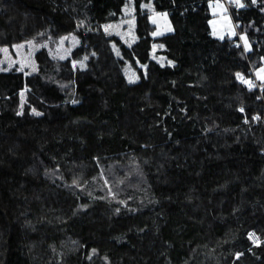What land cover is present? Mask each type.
<instances>
[{
	"label": "trees",
	"instance_id": "1",
	"mask_svg": "<svg viewBox=\"0 0 264 264\" xmlns=\"http://www.w3.org/2000/svg\"><path fill=\"white\" fill-rule=\"evenodd\" d=\"M127 1L0 0V264H264V0L231 10L250 50L217 0H134L129 47L104 30Z\"/></svg>",
	"mask_w": 264,
	"mask_h": 264
},
{
	"label": "rangeland",
	"instance_id": "2",
	"mask_svg": "<svg viewBox=\"0 0 264 264\" xmlns=\"http://www.w3.org/2000/svg\"><path fill=\"white\" fill-rule=\"evenodd\" d=\"M240 5L244 6L243 0H239V3H237V0H217L212 2L211 3V13L213 15V18L211 20L212 33L215 37L219 39H225L227 37L230 38L240 37L245 48L247 50H250L251 43L249 39L247 38L246 35L240 34L238 30V26L236 25L231 13L233 7H237ZM143 7L147 9L151 14L152 23L156 27V30L154 31L155 37H160L173 32L174 26L167 12H157L154 8L153 3L144 4ZM136 28H137V18L135 15L134 0L127 1V5L124 8L123 16L119 21L104 25V30L107 32V34L116 35L120 37L129 47L133 46L138 40ZM76 43L77 40H75L74 37L65 39L62 43H60V45H58V47L56 46L54 48L55 50L52 52H54L55 57L67 58L71 55V49L75 46ZM47 47L53 49L50 43L49 44L47 43ZM113 47L116 55L120 58H123L119 46L114 44ZM32 48L35 49L37 48V46L33 45L32 47L31 46L26 47V49L29 52L30 50H32ZM163 48L164 46L161 43H156L153 47L152 58L163 65L172 64L170 61L167 60V58L164 55L161 54ZM6 55L9 56L7 52L1 53L0 59L3 56V60H4L6 58ZM11 58L13 59V56H11ZM138 65L144 71L147 69V66L145 65H142L140 63ZM8 66L9 65L6 64V66L4 65L3 67H8ZM33 68H35V66L31 64L30 69ZM124 72L130 83H136L140 81L141 78L140 74L138 70L131 64L130 61H126ZM254 77L256 82L260 81L264 83V70L260 69L257 72L254 71ZM115 170L116 167L107 169L105 171L106 173L102 176V183L104 188L108 189L111 192L113 191L112 193H115V189L120 188L119 184L117 183V181L120 182V180ZM79 210H82V207H80Z\"/></svg>",
	"mask_w": 264,
	"mask_h": 264
},
{
	"label": "built area",
	"instance_id": "3",
	"mask_svg": "<svg viewBox=\"0 0 264 264\" xmlns=\"http://www.w3.org/2000/svg\"><path fill=\"white\" fill-rule=\"evenodd\" d=\"M250 238L253 242V245H259L261 243V240H260L259 236L256 234V232H252L250 234Z\"/></svg>",
	"mask_w": 264,
	"mask_h": 264
},
{
	"label": "snow or ice",
	"instance_id": "4",
	"mask_svg": "<svg viewBox=\"0 0 264 264\" xmlns=\"http://www.w3.org/2000/svg\"><path fill=\"white\" fill-rule=\"evenodd\" d=\"M253 2H254V0H253ZM237 3H239V0H237ZM240 6H243V5H240Z\"/></svg>",
	"mask_w": 264,
	"mask_h": 264
}]
</instances>
